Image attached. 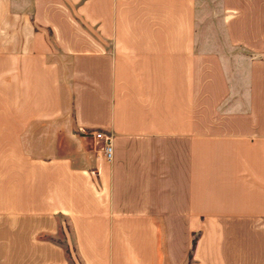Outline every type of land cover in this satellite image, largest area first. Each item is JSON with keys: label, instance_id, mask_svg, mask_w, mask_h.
<instances>
[{"label": "crops", "instance_id": "0c3cea01", "mask_svg": "<svg viewBox=\"0 0 264 264\" xmlns=\"http://www.w3.org/2000/svg\"><path fill=\"white\" fill-rule=\"evenodd\" d=\"M0 264H264V0H0Z\"/></svg>", "mask_w": 264, "mask_h": 264}, {"label": "built area", "instance_id": "2783aa9c", "mask_svg": "<svg viewBox=\"0 0 264 264\" xmlns=\"http://www.w3.org/2000/svg\"><path fill=\"white\" fill-rule=\"evenodd\" d=\"M83 131V129H81ZM93 138L101 141L99 152L102 156L109 160L111 157V134L103 132L101 130H94L91 132Z\"/></svg>", "mask_w": 264, "mask_h": 264}, {"label": "rangeland", "instance_id": "374dc122", "mask_svg": "<svg viewBox=\"0 0 264 264\" xmlns=\"http://www.w3.org/2000/svg\"><path fill=\"white\" fill-rule=\"evenodd\" d=\"M26 148V147H25ZM5 149H6V147H5ZM20 154H21V160L20 161H24L23 160V158H22V156H25L24 154H23V152H24V148H21L20 147ZM4 157H5V159L7 158V157H9L8 156V154L6 153V152H4ZM64 230L66 231V232H68L69 234H70V230H69V226H67V225H64L63 227H60L59 228V230H58V232L56 233V234H54V236H53V239L54 240H56V241H58V242H60L63 246H65L66 247V241L64 240L65 239V237H64ZM70 243V242H69ZM68 245V244H67Z\"/></svg>", "mask_w": 264, "mask_h": 264}, {"label": "trees", "instance_id": "16d2710c", "mask_svg": "<svg viewBox=\"0 0 264 264\" xmlns=\"http://www.w3.org/2000/svg\"><path fill=\"white\" fill-rule=\"evenodd\" d=\"M196 240H197V236H194V237L192 238V244H193V245L195 244Z\"/></svg>", "mask_w": 264, "mask_h": 264}]
</instances>
